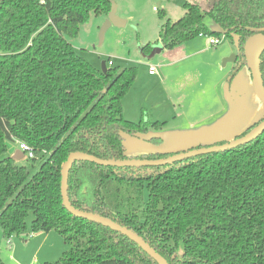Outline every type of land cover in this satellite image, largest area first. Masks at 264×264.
Segmentation results:
<instances>
[{"label": "trees", "instance_id": "16d2710c", "mask_svg": "<svg viewBox=\"0 0 264 264\" xmlns=\"http://www.w3.org/2000/svg\"><path fill=\"white\" fill-rule=\"evenodd\" d=\"M113 1L0 0V229L7 240L59 233L72 248L46 264H158L127 236L62 203L61 169L70 153L126 159L122 133L165 123L124 118L122 100L136 66L106 65L103 72L64 37H76L92 11L107 16ZM184 9L180 19L162 24L163 48L225 33L238 36L242 57L245 41L264 35V0H212L208 10L191 1ZM151 49L152 43L142 47ZM256 61L264 83V48ZM16 140L33 148L38 168L7 156V142ZM68 194L74 207L128 227L170 264H264V132L235 148L162 166L77 161Z\"/></svg>", "mask_w": 264, "mask_h": 264}, {"label": "rangeland", "instance_id": "374dc122", "mask_svg": "<svg viewBox=\"0 0 264 264\" xmlns=\"http://www.w3.org/2000/svg\"><path fill=\"white\" fill-rule=\"evenodd\" d=\"M191 1L201 3L204 10L212 3V0H114L118 16L126 20L124 26H110L101 40L107 17L92 11L76 37L64 36L79 55L98 69H102L104 62L107 67H137V78L122 100L124 118L138 122L143 117L165 123L161 127L151 126L138 136L123 134L130 159L158 155L164 158L227 142L264 118L250 70L243 68L237 72L233 86L229 85L236 68V62L229 59L239 50L238 36H224L215 46L210 45V36L200 35L172 49L162 47L159 37L162 24L167 19H180L185 13V3ZM162 11L165 18L160 17ZM205 23L212 30H220L208 16ZM147 43H152L149 53L142 50ZM259 50L255 48L254 54ZM151 66L156 68L155 75L149 73ZM228 95L235 97L237 106ZM235 112L236 122L228 131L218 134L217 125ZM7 145V156L19 149L17 140L8 141ZM18 162L30 169L34 165V170L40 164L26 158ZM33 218L30 214L28 223ZM1 233L0 230V254L5 264L51 263L72 248L56 231L14 234L9 244ZM10 256H16L18 263Z\"/></svg>", "mask_w": 264, "mask_h": 264}, {"label": "water", "instance_id": "95a60500", "mask_svg": "<svg viewBox=\"0 0 264 264\" xmlns=\"http://www.w3.org/2000/svg\"><path fill=\"white\" fill-rule=\"evenodd\" d=\"M125 24H126V20L118 16L117 5L113 1L111 9L107 15V18L101 30V40H103L105 31L110 26L112 25L124 26ZM255 40L264 41V35H253L249 37L245 41L244 54L246 56V64L248 66V70H250V74L253 78L252 87L254 88L257 97L261 101L263 110H264V83H263V80H262V77H261V74L258 68L257 61H256L257 54L256 55L254 54L255 48H264V45L263 46L262 45L251 46L252 42ZM229 60H233L234 62H236L238 60L237 54H233V59H229ZM243 68H247V67H243ZM106 70H107L106 63L104 62L102 65V71L106 72ZM233 82L234 80L229 81V85H231V87L233 86ZM234 98L235 97L228 95V99L234 104V106H237L238 103L236 102V99ZM236 118H237V113L235 112L229 117L222 120L217 125L216 132L218 134H223L226 131H228L229 128L236 122ZM263 132H264V118L262 119L261 122H259L256 126L250 129L242 137H237L233 140L224 142L222 144L214 143V145H211V146H204V147L193 149L187 152H182L176 155H172V156L164 157V158L162 157L158 159H141V158L139 159H130V158L105 159V158H100L98 156H95L93 154H89L86 152H81V151L72 152L69 154L66 161L63 163L62 169H61V174H62L61 194H62L63 206L66 207V209L75 216L82 217L90 221L100 223L104 226H107L127 236L130 240L138 244L158 264H170L155 248L150 246L149 243H147L142 237H140L138 234L133 232L128 227L123 226L122 224L114 221L113 219H110V218H107V217H104L99 214L89 212L86 210L77 209L76 207L72 205L70 198H69V194H68V178H69L70 170L72 166L74 165V163L77 161H90V162H94L102 166H116V167L162 166V165L173 164L174 162H177V161H183L188 158L196 157L198 155L225 151L231 148H235L237 146H240L242 144H246L252 141L253 139L257 138L259 135H261ZM123 134H127V133H122V136ZM138 135H135V136H138ZM11 158H13L16 161H20L21 159L24 158V153L18 149L11 155Z\"/></svg>", "mask_w": 264, "mask_h": 264}, {"label": "built area", "instance_id": "2783aa9c", "mask_svg": "<svg viewBox=\"0 0 264 264\" xmlns=\"http://www.w3.org/2000/svg\"><path fill=\"white\" fill-rule=\"evenodd\" d=\"M225 34H223L221 37H210L209 38V43L212 46L218 45L219 43L222 42L223 38H224ZM110 64H112V62H110ZM149 73L150 74H156V68L154 66H151L149 69ZM19 142V150H21L24 153V158L26 159H33L35 158V152L33 150V148H31L28 144L18 141ZM11 242V239L7 240V243L9 244Z\"/></svg>", "mask_w": 264, "mask_h": 264}, {"label": "flooded vegetation", "instance_id": "af4514ba", "mask_svg": "<svg viewBox=\"0 0 264 264\" xmlns=\"http://www.w3.org/2000/svg\"><path fill=\"white\" fill-rule=\"evenodd\" d=\"M244 46H245V43H244V45H243V50H242V54H243V56L242 57H240L239 56V50H238V52L236 53L237 54V59H239V63H241V61H243V63L245 64L244 65V67H247V69H248V66H247V64H246V56H245V54H244ZM238 61V60H237ZM236 61V65L237 64H239L238 62ZM249 74H250V71H249ZM251 75V74H250ZM251 80L253 81V78L251 77ZM262 121V120H261Z\"/></svg>", "mask_w": 264, "mask_h": 264}, {"label": "bare ground", "instance_id": "6f19581e", "mask_svg": "<svg viewBox=\"0 0 264 264\" xmlns=\"http://www.w3.org/2000/svg\"><path fill=\"white\" fill-rule=\"evenodd\" d=\"M254 45H264V41L263 40H255L252 42L251 46H254Z\"/></svg>", "mask_w": 264, "mask_h": 264}, {"label": "crops", "instance_id": "0c3cea01", "mask_svg": "<svg viewBox=\"0 0 264 264\" xmlns=\"http://www.w3.org/2000/svg\"><path fill=\"white\" fill-rule=\"evenodd\" d=\"M107 17V16H106ZM150 75H155V74H150ZM1 230V229H0ZM1 232H2V230H1ZM38 233H41V232H38ZM1 234H3V232L1 233ZM37 234V233H36ZM26 241V240H25ZM11 243V242H10ZM10 247V249H11V246H9ZM39 248H41L42 246L40 245V246H38ZM2 255V254H1ZM10 259H14L17 263H18V260H17V258H16V256L14 257V258H12L11 256H10Z\"/></svg>", "mask_w": 264, "mask_h": 264}]
</instances>
